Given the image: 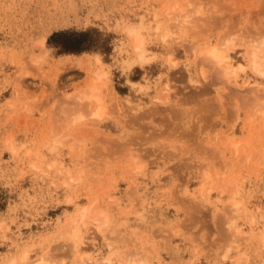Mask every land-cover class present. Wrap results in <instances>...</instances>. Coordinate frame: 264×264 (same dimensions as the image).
Instances as JSON below:
<instances>
[{
	"label": "rangeland",
	"instance_id": "1",
	"mask_svg": "<svg viewBox=\"0 0 264 264\" xmlns=\"http://www.w3.org/2000/svg\"><path fill=\"white\" fill-rule=\"evenodd\" d=\"M59 31L92 49L61 52ZM253 49L264 0H0V264H264ZM95 73L103 118L79 95Z\"/></svg>",
	"mask_w": 264,
	"mask_h": 264
},
{
	"label": "bare ground",
	"instance_id": "2",
	"mask_svg": "<svg viewBox=\"0 0 264 264\" xmlns=\"http://www.w3.org/2000/svg\"><path fill=\"white\" fill-rule=\"evenodd\" d=\"M169 18H171V17H169ZM189 20L190 19L186 18L187 22H189ZM125 28L127 30V33L129 35V37L131 38L130 41H131V46L133 48V52L136 54V56L134 57V60L135 61H140V62L147 61L146 60V59H148L147 56H146L147 49L144 46V38L145 37L142 36L140 34L139 29L137 27L133 26V25L132 26L130 25V26L125 27ZM42 42H44V41H42ZM219 47L217 45H212L211 47L206 49L204 51V53H203V56L205 57L204 59L207 60L208 62L210 61V64L213 63L215 65V68L217 67L219 69H220V67L222 65L224 66L226 64V68H225V70H223V71H225L224 74H225V77H227L226 79L228 81H231V82L234 81L237 84L238 83L237 80H234V79L231 78V77H233V74H234L235 70H234V68H232L233 65H232V63L230 61L231 60L230 54L227 53L228 51L222 50ZM250 51L251 52L249 54L250 55L249 56L250 57L249 62H250L251 69L254 70L255 72H258L259 74H262L264 76V54H260L259 55V53L257 52L258 49H253V50H250ZM41 53H43V52H41ZM94 57H96V61L100 62V57L97 54ZM103 74H105V73H103ZM101 77H102L101 73H97V74L95 73L94 76L90 80L91 84L89 85L88 89H86L85 91L81 92V94H79L81 99H87L88 101L90 100L89 103H91V101H96L98 103V106H97L96 110L93 112V115L98 117V118H101V117L103 118L104 117V110H103V107L101 106V103L103 101H102V97H101V94H100L102 85L99 84V82L101 81ZM229 84H230V82H229ZM247 85H249V84H247ZM255 88L256 87H254L253 89H255ZM85 102H87V101L84 100V104H86ZM138 107H140V106H138ZM140 110H141V108H140ZM81 212H82V210H81ZM80 215L82 217V214H80ZM83 215H85V213H83ZM83 218H84V216H83ZM72 222H73V219L71 220L70 224ZM74 225H76V224H74ZM74 225H72V226H74ZM74 228H73L74 232L71 231V233H73L71 235H73L75 238L80 239L79 237H77V234L80 233V232H78L80 228L78 229V225H76V227H74ZM78 235H80V234H78ZM74 248H76V250H77V245L74 246ZM22 255H23L22 256L23 260H26L27 259V252L25 254H22ZM14 259H13V261H11V264L14 263ZM108 260H109V257L108 258L106 257L105 261H108ZM134 262L135 261H133L132 264H134ZM49 263H50V261H48L46 258L43 257V258L39 259L38 261H36L33 264H49ZM84 263H86V262L84 261ZM93 264H98V263L97 262H93Z\"/></svg>",
	"mask_w": 264,
	"mask_h": 264
},
{
	"label": "trees",
	"instance_id": "3",
	"mask_svg": "<svg viewBox=\"0 0 264 264\" xmlns=\"http://www.w3.org/2000/svg\"><path fill=\"white\" fill-rule=\"evenodd\" d=\"M87 35L88 32L59 31L50 36L49 43L55 44L61 52L79 53L93 47Z\"/></svg>",
	"mask_w": 264,
	"mask_h": 264
}]
</instances>
